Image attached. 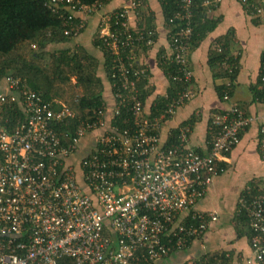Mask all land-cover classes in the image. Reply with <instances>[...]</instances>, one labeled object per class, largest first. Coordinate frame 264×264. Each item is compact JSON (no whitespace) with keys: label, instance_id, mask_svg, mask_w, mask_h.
Masks as SVG:
<instances>
[{"label":"built area","instance_id":"obj_1","mask_svg":"<svg viewBox=\"0 0 264 264\" xmlns=\"http://www.w3.org/2000/svg\"><path fill=\"white\" fill-rule=\"evenodd\" d=\"M112 0H107L111 2ZM207 11L223 0H178L179 10L166 25V60L176 66L173 80L187 85L184 92L165 98L159 117L150 118L139 85L150 81L149 69L138 52L152 50L156 31L131 24L145 0L104 13L99 38L113 58V103L80 122L71 141L63 145L55 130L76 117L60 100L45 102L25 80L8 76L0 90V264H157L184 251L218 221L214 212L196 210L199 200L224 169L241 134L255 119L237 104L216 116L210 150L199 154L188 146L189 126L181 128L179 142L163 145L159 131L193 94L188 52L193 34L195 2ZM251 16L264 23V0H242ZM103 0L78 6L73 0H50L54 13L69 12L65 36L77 39L85 30L79 13H100ZM170 27L175 32L170 34ZM230 73L236 67L226 64ZM264 89V63L260 69ZM229 87V84H227ZM230 96L225 92L224 102ZM18 103L25 121L13 131L2 116L4 106ZM123 120L125 129L117 126ZM130 123V125H129ZM91 145L77 157L81 143ZM258 151L264 165V120L259 126ZM77 157V158H76ZM250 195V193H249ZM253 237L251 256L244 264H264V197L239 200Z\"/></svg>","mask_w":264,"mask_h":264},{"label":"trees","instance_id":"obj_2","mask_svg":"<svg viewBox=\"0 0 264 264\" xmlns=\"http://www.w3.org/2000/svg\"><path fill=\"white\" fill-rule=\"evenodd\" d=\"M50 0H0V84L8 76H14L25 80L27 86L40 94L45 102L60 100L70 106L76 113V117L63 124L55 126V130L61 138L63 145H67L73 137L78 125L91 117L93 110L100 109L105 101V92L110 91L114 80L112 78L113 58L109 51L103 46L99 38V31L95 34L93 45L103 54V63L90 54L85 48L76 46L74 49L62 48V46L74 41L73 38L65 36V23L70 15L69 12H52L47 3ZM78 6H92L99 0H73ZM142 1V0H137ZM253 1V0H251ZM242 2V0H239ZM147 1L143 3L146 4ZM103 4L109 2L103 0ZM165 24L179 10L178 0H160ZM244 7L249 14L251 10L244 3ZM140 28L154 30V15L150 9L140 7L139 10ZM193 34L190 41V48H197L210 34L217 23L207 22L209 19L208 11L196 1L193 7ZM81 18L76 17L78 22ZM254 23L261 25L259 18L253 17ZM85 30L82 31V33ZM175 32V27H170V34ZM234 36L228 33L217 38L210 49L209 64L217 78H222L224 84L217 87L218 97L224 102L225 92L231 97L235 89V83L238 76V58L232 54ZM49 47L55 48L50 51ZM143 51H147L144 49ZM167 56H158V65L169 81V87L166 95L169 99L184 92L187 85L173 80L176 76V66L166 60ZM264 63V51L261 55V67ZM226 64L236 67L230 73ZM260 67V68H261ZM103 70L109 87L105 86V80L99 75ZM219 73L221 75H219ZM75 80V83L72 81ZM74 83V84H73ZM229 84V87H227ZM141 99L144 103L152 96L154 89L150 86V81H143L139 85ZM78 91L81 94L75 96ZM253 101H259L264 104V89L261 88V76L257 83L251 87ZM168 100L164 97H158L150 107V118L159 117L165 110ZM146 107V104H145ZM242 108L243 106L240 105ZM243 110L244 107L242 108ZM87 111H90L87 113ZM4 119H8L7 128L13 131L18 125L25 121L24 112L19 104L12 103L4 106L2 110ZM221 113V112H219ZM217 114V113H216ZM247 114V113H246ZM130 114H123L122 118L116 119L117 126L125 129L127 126L122 122ZM194 120H189L183 124L180 129H174L170 133L166 146L179 142L180 130L192 124ZM214 120L211 122V131L209 140L214 130ZM130 125V123H129ZM241 134L240 138L242 139ZM199 154L202 151L197 150ZM223 169L227 164L221 165ZM250 193V195H249ZM240 197L263 198L264 197V177L251 180ZM238 214L235 218V230L237 237H246L251 242L253 232L250 230L246 212L238 205ZM191 244V243H190ZM189 244V246H190ZM189 248V247H188ZM186 248V249H188ZM185 249V250H186ZM184 250V251H185ZM234 256L230 252L222 251L218 253L205 254L193 263L187 264H233Z\"/></svg>","mask_w":264,"mask_h":264},{"label":"crops","instance_id":"obj_3","mask_svg":"<svg viewBox=\"0 0 264 264\" xmlns=\"http://www.w3.org/2000/svg\"><path fill=\"white\" fill-rule=\"evenodd\" d=\"M131 1L112 0L104 6L100 13L91 15L79 13L77 16L85 20V31L62 48L83 47L98 58L102 67L103 54L93 45L94 36L99 31L101 16L125 7ZM145 1L154 15V30L156 31L155 47L152 50L138 52L140 62L149 69L150 86L154 89L152 96L146 101L145 111L148 116L151 114L150 107L156 98H164L169 87V81L158 65V56L161 53L163 56L167 55L169 51V30L164 21L160 0ZM207 14L211 19L207 22L213 23L215 20L217 26L197 48H189L188 52L189 67L193 73L194 94L188 102L178 108L173 118L163 121L159 131L161 143L167 144L172 130L180 129L189 120H194L188 125L190 128L188 146L196 151H202L203 154L207 153L210 150L211 122L231 104L243 106L247 115L255 121L244 132L239 145L229 154L227 168L215 179L206 195L197 203V211L217 213L218 221L210 226L201 239L192 241L188 249L174 252L157 264L193 263L205 254L222 251L233 254L235 262L233 264H244L235 261L237 257L251 256L250 243L246 237H237L234 221L239 212L240 195L247 184L253 179L264 177V165L258 151L259 126L264 120V104L253 101L251 93V87L257 83L261 69V55L264 51V23L255 24L253 17L244 7V3L242 4L239 0H223L218 8L208 11ZM131 24L138 25L140 20L133 15ZM228 33H232L235 38L232 54L238 58L237 67L239 69L233 95L229 102H223L218 97L217 87L224 82L220 76L219 78L215 76L218 70L211 68L209 54L213 42ZM99 75L105 80V86L109 87L102 69ZM0 90L5 91L3 81L0 84ZM105 101L113 103L110 88L105 92ZM90 145L91 140L88 137L81 143L77 157L83 156Z\"/></svg>","mask_w":264,"mask_h":264},{"label":"rangeland","instance_id":"obj_4","mask_svg":"<svg viewBox=\"0 0 264 264\" xmlns=\"http://www.w3.org/2000/svg\"><path fill=\"white\" fill-rule=\"evenodd\" d=\"M55 48H53V47H49V50L50 51H52V50H54ZM72 81L75 83V80L74 79H72ZM73 83V84H74ZM79 94H81V91H78V93H76V95L75 96H78Z\"/></svg>","mask_w":264,"mask_h":264}]
</instances>
